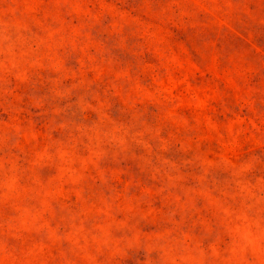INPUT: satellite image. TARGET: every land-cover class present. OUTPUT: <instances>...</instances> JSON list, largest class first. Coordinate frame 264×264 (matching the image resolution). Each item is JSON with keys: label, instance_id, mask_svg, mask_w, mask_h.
Segmentation results:
<instances>
[{"label": "rangeland", "instance_id": "rangeland-1", "mask_svg": "<svg viewBox=\"0 0 264 264\" xmlns=\"http://www.w3.org/2000/svg\"><path fill=\"white\" fill-rule=\"evenodd\" d=\"M0 264H264V0H0Z\"/></svg>", "mask_w": 264, "mask_h": 264}]
</instances>
